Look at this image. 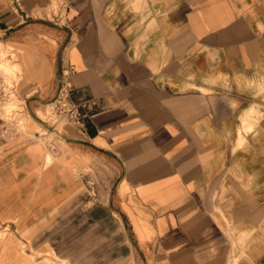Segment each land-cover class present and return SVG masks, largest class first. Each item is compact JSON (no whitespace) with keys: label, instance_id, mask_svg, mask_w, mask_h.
Instances as JSON below:
<instances>
[{"label":"crops","instance_id":"obj_1","mask_svg":"<svg viewBox=\"0 0 264 264\" xmlns=\"http://www.w3.org/2000/svg\"><path fill=\"white\" fill-rule=\"evenodd\" d=\"M0 27L36 115L65 68L96 101L66 164L25 144L0 165V224L36 237L97 165L142 264H264V0H0Z\"/></svg>","mask_w":264,"mask_h":264},{"label":"rangeland","instance_id":"obj_2","mask_svg":"<svg viewBox=\"0 0 264 264\" xmlns=\"http://www.w3.org/2000/svg\"><path fill=\"white\" fill-rule=\"evenodd\" d=\"M10 49L0 44V165L6 162L16 148L27 145L31 149H47V163L53 158L66 164V144L61 138L48 130H63L70 123L55 124L50 118L49 103L44 101L37 115L27 106L21 94L20 84L23 80L22 67L16 63L17 56ZM8 56V57H7ZM8 90L3 93L2 86ZM4 85V86H5ZM14 89V90H12ZM202 91V90H201ZM33 92V91H31ZM30 92V93H31ZM9 94V95H7ZM5 95V96H4ZM254 108V107H253ZM250 109V114H256ZM61 128V129H60ZM63 136V135H62ZM13 147V149H5ZM76 170L77 167H76ZM105 171H99L94 165L91 169L78 170L77 179L84 182V187L71 204L64 207L53 218L47 229L36 237L28 238L15 232L14 225L5 228L0 224V264H142L136 260L133 252L126 250L129 245L124 234H120L114 219H103V192H99L98 182L104 179ZM99 192V193H98ZM239 240V239H238ZM29 241V242H27ZM242 241H239L241 243ZM52 250L46 255L35 254ZM133 253V254H132ZM59 259H66L61 262ZM42 258L40 260V258Z\"/></svg>","mask_w":264,"mask_h":264},{"label":"built area","instance_id":"obj_3","mask_svg":"<svg viewBox=\"0 0 264 264\" xmlns=\"http://www.w3.org/2000/svg\"><path fill=\"white\" fill-rule=\"evenodd\" d=\"M1 30V27H0ZM73 71L65 68L58 79V88L55 97L49 103L50 118L53 122H66L79 130H85L86 121L90 112L96 107L94 99L86 98L71 84ZM3 84V93L7 91V85ZM14 90V89H12ZM9 95V94H7ZM5 96V95H4Z\"/></svg>","mask_w":264,"mask_h":264},{"label":"bare ground","instance_id":"obj_4","mask_svg":"<svg viewBox=\"0 0 264 264\" xmlns=\"http://www.w3.org/2000/svg\"><path fill=\"white\" fill-rule=\"evenodd\" d=\"M47 131H49V133H51L52 135H55V136H57V137H59L61 139L63 138V136L61 134V131L59 129H56V128L51 129V130L47 129Z\"/></svg>","mask_w":264,"mask_h":264}]
</instances>
